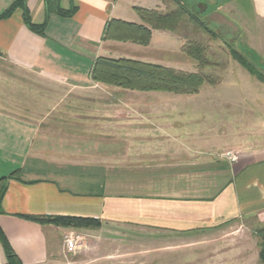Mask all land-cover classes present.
Returning a JSON list of instances; mask_svg holds the SVG:
<instances>
[{"label":"crops","instance_id":"0c3cea01","mask_svg":"<svg viewBox=\"0 0 264 264\" xmlns=\"http://www.w3.org/2000/svg\"><path fill=\"white\" fill-rule=\"evenodd\" d=\"M15 1L0 0V229L21 264H129L127 251L107 247L126 241L116 231L132 227L163 248L206 232L264 226V111L237 117L235 130L216 131V138L232 133L231 145L208 141L206 152L210 126L198 143L188 128L182 143L177 125L168 137L153 121L168 96L91 78L97 57L143 61L137 46H148L155 31L162 45L182 21L196 28L188 11L210 23L208 15L229 0H21L9 11ZM251 2L256 14L264 12V0ZM181 6L186 13L172 29L152 27L141 13H177ZM24 8L33 24L46 21L42 33L24 22ZM70 8L69 16L57 12ZM111 19L149 28L148 42L103 39ZM133 102L142 104L134 109ZM67 234L78 247L66 249ZM0 264H7L1 239Z\"/></svg>","mask_w":264,"mask_h":264},{"label":"rangeland","instance_id":"374dc122","mask_svg":"<svg viewBox=\"0 0 264 264\" xmlns=\"http://www.w3.org/2000/svg\"><path fill=\"white\" fill-rule=\"evenodd\" d=\"M207 1L210 0L202 2ZM207 19L220 37H210L184 20L172 34L160 40L162 45L156 44L159 31L154 32L148 46L135 45L145 52V62L160 63L202 75L205 80L196 93L183 95L167 91L119 89L159 97L168 96L167 99L171 101L158 103L161 115L153 121L164 128V132H168V137H173L170 127L177 125L178 130L174 133L178 134L174 135L182 143L187 142L183 138L189 136L188 128H195V141L198 143L203 141L204 128L206 132L210 126L213 131L206 137V146L203 147L209 152L210 143L212 146L231 145L229 140L233 137L232 133L230 136L216 138V131L220 132L222 128L235 130L237 117L243 114L244 117H251L252 111H264V84L231 54V50L239 52L264 72V12L256 14L251 0H229L218 10L212 11ZM190 43L202 47L204 63L186 53L185 47ZM140 104L133 102L131 105L136 109ZM164 142V146L168 147L166 139ZM223 154L235 157L233 152ZM116 232L119 237L125 236L128 239L116 240L114 246L107 248L127 251L131 259L129 264H261L258 260L260 238L254 229L233 228L221 234L206 232L196 235V239H179V246L163 248L160 247L161 242L149 238L145 231L138 228ZM192 239L196 240L195 244L184 243Z\"/></svg>","mask_w":264,"mask_h":264},{"label":"trees","instance_id":"16d2710c","mask_svg":"<svg viewBox=\"0 0 264 264\" xmlns=\"http://www.w3.org/2000/svg\"><path fill=\"white\" fill-rule=\"evenodd\" d=\"M18 5L23 6V2L21 0L15 1L9 8V11ZM73 11L74 8H70L69 10L57 9L59 14L65 16L71 15ZM141 13H143V16L147 19V23L152 27L172 29L186 12L181 6L177 13L159 14L151 10H141ZM187 16L196 28L208 34L210 37H220V35L215 32L212 25L203 21L195 13L188 11ZM23 20L30 28L39 31L40 33L43 32L46 24V21L40 25L33 24L30 21L26 8L23 9ZM149 37V28L136 23L119 21L116 19H111L107 23L103 33V39L129 40L140 44L147 43ZM186 52L190 57L204 63L202 56L203 49L198 44L190 43L187 46ZM231 54L250 74H253L259 80L264 82V72L259 68L257 69V67H255L250 61H247V59H245L239 52L231 50ZM91 78L96 82L129 90L167 91L177 94L196 93L205 80L204 77L197 72H186L158 63L145 62L138 59L124 57L110 58L104 56H99L94 60L91 69ZM3 179L4 177L0 178V212H2L1 199L5 190V187L2 185ZM47 221L67 226H100L99 221L79 217H51L47 219ZM256 233L260 238L258 260L261 264H264V226L257 229ZM0 239L6 255L7 264H21L17 254L7 242L1 229Z\"/></svg>","mask_w":264,"mask_h":264},{"label":"built area","instance_id":"2783aa9c","mask_svg":"<svg viewBox=\"0 0 264 264\" xmlns=\"http://www.w3.org/2000/svg\"><path fill=\"white\" fill-rule=\"evenodd\" d=\"M63 243L66 249H69V250L75 249L79 245L78 239L74 238L72 234L65 235L63 237Z\"/></svg>","mask_w":264,"mask_h":264}]
</instances>
